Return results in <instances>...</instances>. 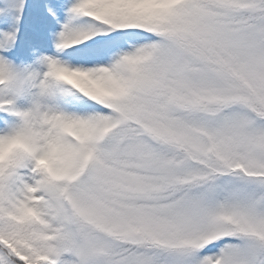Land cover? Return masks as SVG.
I'll list each match as a JSON object with an SVG mask.
<instances>
[{
  "label": "snow or ice",
  "instance_id": "obj_1",
  "mask_svg": "<svg viewBox=\"0 0 264 264\" xmlns=\"http://www.w3.org/2000/svg\"><path fill=\"white\" fill-rule=\"evenodd\" d=\"M0 264H264V0H0Z\"/></svg>",
  "mask_w": 264,
  "mask_h": 264
}]
</instances>
